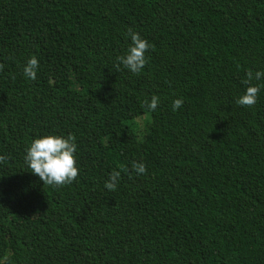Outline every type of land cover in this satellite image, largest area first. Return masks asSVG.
I'll use <instances>...</instances> for the list:
<instances>
[{"label":"trees","instance_id":"1","mask_svg":"<svg viewBox=\"0 0 264 264\" xmlns=\"http://www.w3.org/2000/svg\"><path fill=\"white\" fill-rule=\"evenodd\" d=\"M129 30L140 74L117 70ZM0 65V261L264 264V78L235 103L264 72V0H0ZM69 134L78 176L43 185L26 148Z\"/></svg>","mask_w":264,"mask_h":264},{"label":"clouds","instance_id":"2","mask_svg":"<svg viewBox=\"0 0 264 264\" xmlns=\"http://www.w3.org/2000/svg\"><path fill=\"white\" fill-rule=\"evenodd\" d=\"M127 35L130 37L131 44L124 55L116 57L119 62L117 70H119L122 64L125 69L133 74H140L147 63L145 53L150 45L147 40L140 37L139 33L129 30ZM38 63L37 58L32 56L24 65L23 75L29 80H36ZM2 67L0 65V68ZM262 78H264V72L256 71L253 73L251 70H248L242 81L243 84L247 85L246 91L235 100V103L245 107L253 106L256 103L260 88L258 85H253L251 81L254 79L259 81ZM159 102V97L153 95L150 100L145 98L142 101V107L146 108L149 112H154ZM182 105L183 101L177 98L172 103V110L176 111ZM75 139V136L72 134H69L66 138L47 135L33 139L26 148L24 161L30 172L38 176L43 185L52 187L64 186L71 184L76 179L79 170L76 167V160L74 158L77 148ZM6 159V157L0 156V163H4ZM131 167L138 175L146 174V166L142 162L134 161ZM120 178V171H112L109 173V179L105 181V187L109 191L115 190ZM7 261L8 257L5 256L3 261H0V264H7Z\"/></svg>","mask_w":264,"mask_h":264}]
</instances>
